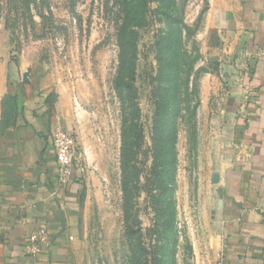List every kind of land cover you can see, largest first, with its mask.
<instances>
[{
  "label": "rangeland",
  "instance_id": "1",
  "mask_svg": "<svg viewBox=\"0 0 264 264\" xmlns=\"http://www.w3.org/2000/svg\"><path fill=\"white\" fill-rule=\"evenodd\" d=\"M255 1L146 0L122 52L127 0H0V138L17 92L75 132L77 264H216Z\"/></svg>",
  "mask_w": 264,
  "mask_h": 264
},
{
  "label": "crops",
  "instance_id": "2",
  "mask_svg": "<svg viewBox=\"0 0 264 264\" xmlns=\"http://www.w3.org/2000/svg\"><path fill=\"white\" fill-rule=\"evenodd\" d=\"M245 84L237 91L242 148L225 169L222 249L227 264H264V0L247 10ZM18 96L16 123L0 138L3 264H77L83 224L81 170L60 182L52 135L56 121L43 97ZM238 102V101H237ZM44 237L34 258L32 235Z\"/></svg>",
  "mask_w": 264,
  "mask_h": 264
},
{
  "label": "built area",
  "instance_id": "3",
  "mask_svg": "<svg viewBox=\"0 0 264 264\" xmlns=\"http://www.w3.org/2000/svg\"><path fill=\"white\" fill-rule=\"evenodd\" d=\"M52 141L58 164L59 179L61 183L66 184L72 178L77 166L75 157L77 137L73 129L57 127L52 135ZM44 244V237L41 234L32 235L26 243V252L37 258L42 253ZM216 264H227L224 254H219Z\"/></svg>",
  "mask_w": 264,
  "mask_h": 264
},
{
  "label": "trees",
  "instance_id": "4",
  "mask_svg": "<svg viewBox=\"0 0 264 264\" xmlns=\"http://www.w3.org/2000/svg\"><path fill=\"white\" fill-rule=\"evenodd\" d=\"M127 15L129 16L128 18V23L126 28L122 29V33L120 34V39H119V43H120V47L122 49V52L125 50V47H127V45L132 44L130 42V44L127 42V36H125V33H128V29L132 28V27H137L139 26V22H138V18H140L139 16V12L142 13V11L145 9V5H146V0H127ZM136 3V4H134ZM140 3V4H138ZM142 18V17H141ZM134 31V30H133ZM132 33V31H131ZM123 57V56H122ZM127 88L132 89L133 87L130 85H127ZM10 103H12L13 98L10 97L9 98ZM16 106V105H15Z\"/></svg>",
  "mask_w": 264,
  "mask_h": 264
}]
</instances>
